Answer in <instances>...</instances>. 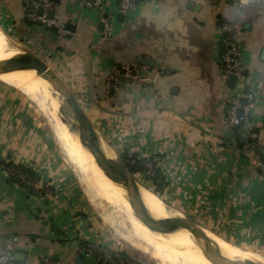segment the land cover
Returning <instances> with one entry per match:
<instances>
[{
  "label": "crops",
  "instance_id": "crops-1",
  "mask_svg": "<svg viewBox=\"0 0 264 264\" xmlns=\"http://www.w3.org/2000/svg\"><path fill=\"white\" fill-rule=\"evenodd\" d=\"M36 1L0 0V27L62 72L105 150L126 164L130 157L159 158L157 180L135 174L150 191L206 233L264 253V150L256 155L242 148L245 139L264 148V0H132L126 16L115 0L100 10L51 0L52 19L69 32L63 38L28 22ZM105 19L113 28L109 38L101 33ZM226 22L237 27L243 88L255 101L249 124L233 128L224 124L222 107L220 29ZM123 66L147 67L148 81L114 88L111 80ZM24 106V98L0 82V162L38 177L28 194L0 167V257L9 258L6 264H75L78 257L85 264H136L108 242ZM82 245L101 260L84 259Z\"/></svg>",
  "mask_w": 264,
  "mask_h": 264
},
{
  "label": "bare ground",
  "instance_id": "bare-ground-1",
  "mask_svg": "<svg viewBox=\"0 0 264 264\" xmlns=\"http://www.w3.org/2000/svg\"><path fill=\"white\" fill-rule=\"evenodd\" d=\"M5 46L6 43L0 40V62L13 59L36 62V58L27 49H11ZM0 81L27 95L50 119L54 137L68 160L79 172L80 183L90 204L100 209L101 203L105 202L114 210L115 215H119L123 219L122 222L129 225L131 235L128 241L132 247L155 259L157 264H216L217 255L226 259V264H248V262L264 264V261L257 260L255 255L232 246L215 235L205 232L209 239L193 236L181 226L180 220H184L182 214L171 211L173 217H170L165 212L166 210L161 209L162 203L157 197L138 187L140 199L146 212L169 234H159L149 230L134 217L133 202L128 196L125 186L118 180L109 177L95 163L89 151L83 147V131L81 129L78 131V127L71 125L68 120L62 127L60 120L46 110L48 105L45 107L44 102L54 105V109L56 106L61 112L63 111L64 100L57 92L56 83L50 81L48 77L38 76L35 70L0 74ZM98 146L106 160L113 165L120 166L118 160H114L111 154L105 150L100 138H98ZM103 220L107 223L110 221L108 218Z\"/></svg>",
  "mask_w": 264,
  "mask_h": 264
},
{
  "label": "built area",
  "instance_id": "built-area-1",
  "mask_svg": "<svg viewBox=\"0 0 264 264\" xmlns=\"http://www.w3.org/2000/svg\"><path fill=\"white\" fill-rule=\"evenodd\" d=\"M117 3L118 14L126 16L133 11L134 5L132 0H115ZM79 5L85 9H103L108 0H78ZM54 3L51 0H38L30 5L27 13V20L32 24H38L48 30H52L60 38L69 34L66 28L59 25L53 19H49L48 14L53 10ZM236 25L231 22H226L220 29L221 35V56L222 65L221 81L225 86L222 107L224 111V124L227 127H239L249 124V112L254 106V96L243 88L244 80V61L241 48L239 46L236 35ZM101 33L104 38H109L113 35L111 21L103 20ZM148 68L145 66L129 67L123 66L118 68V77L111 80L112 86L115 88L118 84L127 80H132L136 84H142L148 81L145 74ZM231 79L234 80L231 83ZM246 101L243 104L242 101ZM241 111V114H239ZM242 148L246 152H251L256 155L262 152V148L256 141H248L245 139ZM159 158H151L148 161L129 158L128 164L145 173L146 177L152 181L157 178L156 163ZM22 176H19V178ZM80 253L84 259H95L99 262V256L93 254L92 248L87 245H82ZM8 257H0V264H6ZM121 262V261H120ZM41 264H56L49 259H43Z\"/></svg>",
  "mask_w": 264,
  "mask_h": 264
},
{
  "label": "rangeland",
  "instance_id": "rangeland-1",
  "mask_svg": "<svg viewBox=\"0 0 264 264\" xmlns=\"http://www.w3.org/2000/svg\"><path fill=\"white\" fill-rule=\"evenodd\" d=\"M0 40L4 41V43H6V46H5L6 48L27 49L28 52L30 54H32V56L41 59L47 65L48 69L53 71L62 81V79H61L62 78V76H61L62 72L60 70H57V67L54 66V64L48 62V60L45 59V57L43 55L38 54L37 52L33 51L31 48L27 47V45L22 44L21 42L13 39L10 35L5 33L1 27H0ZM66 87H67V85H66ZM16 91L24 98L25 106L23 108L26 110L28 117L30 116L29 118H31V121L35 123L36 128H37L36 130L38 132H40L41 135L46 139L48 144L51 146V150L55 153V156L58 158V160L64 164L67 172L69 173L70 177L72 178V181L75 185V188H76L78 194L83 198L86 205L89 206L92 209V211L96 214L97 222L99 223L100 227L102 229H104V231L106 232V238H107L108 242L117 245L118 248L121 250L122 254H124L126 259L129 260L131 263L133 262L136 264H157V261L155 259L151 258L149 255L144 254L140 250H137L136 248L132 247V245L128 241V239L130 238V235H131L130 234L131 230H130L129 225L124 221L122 222L123 219L119 215L118 216L115 215L114 210L108 204H106L105 202L101 203L100 209H98V208H96L90 204V202H89V200L86 197V194L84 192V188H83L82 184L80 183L79 172L77 171L75 166L68 160L67 156L63 152L62 147L59 145V143L56 141V139L54 137L53 127L51 125L50 119L45 115V113L42 110H40L39 106L35 102H33L27 95H24L19 90H16ZM72 94L74 95V97L77 100L76 94H74V92H72ZM44 103L43 104L45 107L47 105L49 106V107L48 106L46 107V110L48 111V113L52 114L55 118L59 119L60 123H62V127H63L64 124L67 122L66 117H67V115H69L68 113L72 114L71 109L65 103H63V105H62L63 111L61 112L58 107L55 106V109H54V105H49V103H47V102H44ZM65 114H66V116H65ZM69 116H73V114L69 115ZM68 122L71 125L77 127L74 121L73 122L68 121ZM78 131H79V128H78ZM111 157L114 160L117 159L116 155L113 153H111ZM117 160L120 164H122L127 169V167L125 166L126 163L121 158H119ZM18 176H22V175H20L18 173ZM132 176H133L135 182L137 183L138 187L141 188V190H143L144 192H150L155 197H158L155 193H153V191H150L148 184H146V181L144 180L145 179L144 177H142L139 174L137 176H135V175H132ZM20 179L25 180V177L22 176V177H20ZM159 200L162 202L161 209H164V211L166 210L165 212L168 213L167 215H170V217H171L172 215L170 212L174 211V210L172 208L168 207L160 198H159ZM133 215L136 218V213L133 212ZM104 218H108L110 220L109 223L105 222L103 220ZM184 220L192 223L195 226L203 228V231H204L203 233L206 236L205 238L209 239L205 233L206 228L192 222L191 220H189L187 218H185ZM118 221H120V223H118ZM124 236H126V237L124 238ZM239 248H241V247H239ZM241 249L250 253V254L255 255L257 257V260L264 261V253L257 252L254 250H245L243 248H241ZM121 259H122V257H121Z\"/></svg>",
  "mask_w": 264,
  "mask_h": 264
},
{
  "label": "water",
  "instance_id": "water-1",
  "mask_svg": "<svg viewBox=\"0 0 264 264\" xmlns=\"http://www.w3.org/2000/svg\"><path fill=\"white\" fill-rule=\"evenodd\" d=\"M54 3H57L58 0H52ZM54 12L51 11L48 14L49 19H52ZM36 58V62H30L26 60H8L0 62V74L15 72L20 70H35L38 76L48 77L50 81L56 83L57 92L60 97L64 100V103L71 109L73 116L67 115L68 121H74L76 126L83 131L82 145L89 151L92 157L95 160V163L109 176L119 182H121L126 190L127 194L133 202L134 211L136 213V218L149 230L159 234H169L165 229H163L153 218L149 216L140 199L138 185L135 182L133 176L130 172L122 165L116 166L111 164L106 160L98 146L99 135L94 129L92 123L87 118L83 108L80 106L72 92L66 87V85L60 80V78L51 70L48 69L47 65L39 58ZM145 65H150L148 62H142ZM231 82H234L231 79ZM243 104H246V101H242ZM241 114V111H239ZM181 226L186 228L190 234L197 238H205L203 233V228L193 225L192 223L186 220H180ZM226 259L216 256V264H226ZM75 264H85L84 260L81 257H78L75 260ZM248 264H257L253 262H248Z\"/></svg>",
  "mask_w": 264,
  "mask_h": 264
},
{
  "label": "trees",
  "instance_id": "trees-1",
  "mask_svg": "<svg viewBox=\"0 0 264 264\" xmlns=\"http://www.w3.org/2000/svg\"><path fill=\"white\" fill-rule=\"evenodd\" d=\"M121 159L125 161L124 157H122ZM125 166L127 167V170L130 172L131 175H135L136 173H143V171L135 170V168L131 167L128 163ZM0 167H3L5 170H8V175H9L8 179L10 182H13L19 185L20 187L26 189L28 194L34 193L32 184L38 180V177L35 172H33L31 169H27L23 166L15 165L13 163L0 162ZM18 173L24 176L25 180H21L18 176ZM159 176H160V173L157 170V178H159ZM157 178L155 180H157ZM157 183L159 187L160 182H157ZM154 193L158 196V193L156 191ZM121 257L125 262L131 263L129 260L126 259L124 254H121Z\"/></svg>",
  "mask_w": 264,
  "mask_h": 264
}]
</instances>
